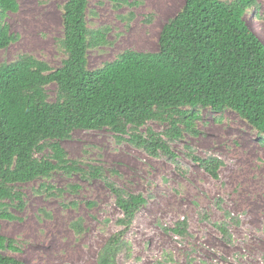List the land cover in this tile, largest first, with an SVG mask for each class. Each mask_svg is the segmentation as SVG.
Wrapping results in <instances>:
<instances>
[{
  "label": "trees",
  "instance_id": "16d2710c",
  "mask_svg": "<svg viewBox=\"0 0 264 264\" xmlns=\"http://www.w3.org/2000/svg\"><path fill=\"white\" fill-rule=\"evenodd\" d=\"M87 6L88 0L62 5L59 46L66 58L59 68L25 55L0 64V220H16L13 212L24 209L22 185L49 180L55 173L100 180L121 218L116 221L120 230L105 241L96 264H119L118 257L129 251L125 234L146 199L108 180L101 167L69 159L60 142L76 130H108L118 142L151 158L163 157L180 172L171 144L199 134L196 122L203 109L215 115L231 111L264 136V44L247 23L249 13L259 21L257 0H185L161 28L155 53L126 51L89 70L87 52L109 43V29L87 27ZM17 9L18 0H0V51L15 40L6 18ZM48 85L55 86L53 101ZM148 123L159 124L161 131ZM186 150L192 163L219 179L220 159ZM42 189L53 195L52 187L41 184L37 192ZM214 227L230 241L226 223ZM70 228L80 234L81 220ZM169 231L185 236L187 222ZM7 251L20 249L13 239L0 236V264H21Z\"/></svg>",
  "mask_w": 264,
  "mask_h": 264
},
{
  "label": "rangeland",
  "instance_id": "374dc122",
  "mask_svg": "<svg viewBox=\"0 0 264 264\" xmlns=\"http://www.w3.org/2000/svg\"><path fill=\"white\" fill-rule=\"evenodd\" d=\"M185 0H88L90 30L107 27L108 44L87 52V68L95 70L120 54L155 53L161 28ZM66 0H18L6 22L15 40L0 51V64L30 56L55 70L66 58L59 46L63 34L62 5ZM259 21L247 23L264 44V0H257ZM49 101L55 86L48 85ZM159 132L162 126L148 123ZM199 134L185 135L171 148L181 171L165 158H151L117 141L108 130H76L60 144L71 160L101 167L107 179L127 193L141 194L146 204L125 234L126 256L119 264H262L264 255V136L231 111L215 115L200 111ZM186 147L200 158L223 162L219 179H211L188 158ZM117 174H110V171ZM41 184L52 187L51 194ZM71 186H79L76 191ZM25 207L11 222L0 220V236L20 249L6 255L21 264H96L105 241L120 230L121 212L100 180L52 174L20 186ZM81 220L82 231L70 224ZM187 222V233L169 229ZM226 223L225 241L215 224ZM164 229H167L166 231Z\"/></svg>",
  "mask_w": 264,
  "mask_h": 264
}]
</instances>
